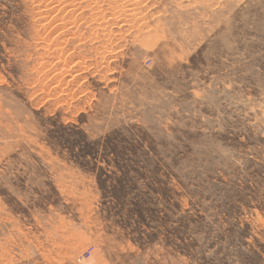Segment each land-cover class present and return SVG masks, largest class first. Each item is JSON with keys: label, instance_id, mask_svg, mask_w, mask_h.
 Wrapping results in <instances>:
<instances>
[{"label": "rangeland", "instance_id": "obj_1", "mask_svg": "<svg viewBox=\"0 0 264 264\" xmlns=\"http://www.w3.org/2000/svg\"><path fill=\"white\" fill-rule=\"evenodd\" d=\"M0 264H264V0H0Z\"/></svg>", "mask_w": 264, "mask_h": 264}]
</instances>
